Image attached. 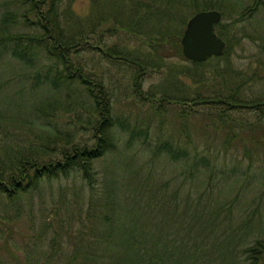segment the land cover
I'll list each match as a JSON object with an SVG mask.
<instances>
[{"label": "trees", "instance_id": "trees-1", "mask_svg": "<svg viewBox=\"0 0 264 264\" xmlns=\"http://www.w3.org/2000/svg\"><path fill=\"white\" fill-rule=\"evenodd\" d=\"M73 1L11 0L13 7L0 13V58L29 69L19 73L21 83L29 84L15 96L25 100L28 94L32 106L27 111V105L5 103L12 105L9 112L0 98V189L8 197H0V217L7 212L18 218L27 210L25 196L34 201L46 180L72 171L89 185L88 195L75 188V198L67 194L53 202L52 194L44 202L54 204L45 206L54 217L62 211L71 219L70 230L62 232L50 218L51 254L67 264H264V200L241 198L253 184L264 191V173L257 179V172L245 174L237 166L239 155L264 158V108L258 107L264 99L253 98L251 120L239 108L246 101L241 88L255 73L244 76L223 53L187 64L170 60L185 57V18L176 12L197 5L194 0H90L94 16L74 14ZM220 2L202 0L201 6L222 8ZM107 3L120 8L110 10ZM263 4H244L235 22L250 19ZM107 23L112 32L141 38L103 48L95 33L102 35ZM226 24H216L226 41L223 52L230 49ZM89 49L97 51L95 62L88 60ZM223 55L226 62L213 61L214 75H207V62ZM112 67L129 75L120 81L122 90ZM153 75L157 80L143 88ZM50 91L63 92V98ZM56 108L64 118L52 124L50 110ZM106 153L104 169L97 170L93 160ZM116 167L124 180L118 181ZM8 230L0 234L5 243Z\"/></svg>", "mask_w": 264, "mask_h": 264}, {"label": "rangeland", "instance_id": "rangeland-1", "mask_svg": "<svg viewBox=\"0 0 264 264\" xmlns=\"http://www.w3.org/2000/svg\"><path fill=\"white\" fill-rule=\"evenodd\" d=\"M11 0H0V13L5 10L6 8H12L13 5L10 3ZM197 5L194 4H188L181 6L180 9L176 13L182 14V16L185 18V22L183 25V28L185 26L186 20L189 18L190 15H192L195 11L198 9H202V0H194ZM219 1V0H214ZM222 2L218 3L222 8H218L216 4L214 5H207V8H217L221 11V18L220 22H227L226 25L223 26L224 31H228L230 35V49L229 51L223 52L224 55H228L229 60H231L232 66L236 70H241L244 73V76L251 75L253 73V80L247 81L246 85L243 84L241 88V95L242 100L246 101H240L241 105H239V108L241 111H243L244 119L251 120V116H249L250 110L253 106L254 101L257 99L253 98H260L264 99V38L260 39L257 37L256 28L263 32L264 35V6L260 5L257 10L254 11L252 17L250 19L241 20V17H238V21L235 22L234 16L236 17V13L239 12L244 4H251L253 3V0H220ZM208 3V2H207ZM264 5V4H263ZM107 7L110 10H118L120 7L115 3H107ZM100 8L104 9L105 7L102 5ZM72 10L74 14H85L88 16H94L95 11L92 9V3L90 0H74L72 2ZM237 18V17H236ZM232 21V23H231ZM231 23V24H229ZM222 24V23H221ZM105 27L103 31L98 33V35L95 33V39L98 43L101 44L103 48H108L110 46H117L120 44H123L124 39L128 41H138V37L132 36L130 34H126L122 29H118L115 32H112V30H109L112 28L111 23L104 24ZM226 28V29H225ZM94 38V37H93ZM226 42V41H225ZM260 44L261 50H260ZM226 47V44H225ZM113 47H110V50H112ZM225 49V48H224ZM261 51V52H260ZM221 56L219 59L214 60L211 59L207 62L205 65V73L208 75L213 76L214 73L212 72L213 61H218L219 66L223 65L227 58L225 56ZM88 60L94 61L98 58L97 51L88 50L87 53ZM216 56V55H211ZM225 57V58H224ZM209 58V57H208ZM170 60L176 63L180 64H187L189 63V60L187 58H179L177 56H171ZM95 62V61H94ZM259 63L261 64V70L259 68H254L255 64ZM95 64V68L98 69V66ZM228 64V61H227ZM211 68V69H210ZM219 70V68L217 67ZM25 67L21 66L20 64H16L15 60L11 57H4L0 58V88L3 89L5 94H0L1 102L6 107L9 108V112H11L12 105H5V103L8 104H18L25 107L27 105V111H30L32 109L31 106V99H29V95L27 94V98L25 100H21L24 98L22 95L15 96L17 90L21 89L22 87H25L29 83H21L19 80V73L20 72H27ZM215 70V69H214ZM213 70V71H214ZM112 75L115 76L114 79L118 82V85L120 89L122 90L123 84L121 82L126 83L129 81V75L126 72V70L123 68L121 71H115V68H111ZM111 74V73H110ZM157 75H153L150 78L144 79L142 83V87L146 88L151 84L152 82H155L157 80ZM110 81V78L107 79ZM186 80V79H185ZM121 81V82H120ZM50 93L55 94L56 98H63V92L61 91H50ZM8 94V95H7ZM49 93H44V96ZM12 96V97H4ZM37 103V101H35ZM147 104H145L146 106ZM144 106V107H145ZM258 107L264 108V103L259 105ZM58 108L50 110V116L49 120L51 123H55L57 120H59L61 123L63 122V116L62 118L58 116ZM27 111L22 112L23 115L28 114ZM60 116L62 115L59 113ZM200 114H195L194 122L199 119ZM33 117V116H32ZM27 117V118H32ZM4 121H7L5 117H2ZM22 118V117H21ZM62 119V120H61ZM263 119H264V113H263ZM18 125H22L20 122H16ZM264 128V125H263ZM264 133V129H263ZM92 142L88 143V146H90ZM53 145L60 147L62 145L61 142H55ZM109 153H106L105 155L95 158L91 160V163L93 164L94 168L97 170H103L104 164L108 160ZM232 156L229 158L231 162L236 161L235 157L232 153H230ZM140 156H143V152L140 154ZM240 161H238V167L240 169H246L245 174L249 173H255L257 172L259 175H257V179H261L262 176H260L262 173H264V158L260 160H255V158H244L241 155H239ZM236 164V163H235ZM165 165V163H160L159 167H162ZM170 166L166 168V176H171ZM123 173V169L120 167L115 168V176H117L118 181L124 180V178L121 176ZM81 176L79 173H75L70 171L68 174L61 175L58 174L54 177V179L46 180V183H43L42 189L35 194L34 198H32L34 201L30 200L29 197L25 196L22 205H25L27 210L25 212H22L18 218H15L13 214H9L7 212H3L4 215H8L7 218L0 217V234L1 236H4L8 230V241L7 243L4 242L5 238L0 239V259L4 262L0 261V264H67L68 260L65 258V260L62 257H59L57 255V252L54 254H51V246H50V238L52 236V230L51 228V222L52 220L55 223H58L59 230H62V232L69 227H66V224H68L69 219L65 214L60 213V215H57L54 217L53 210H49L48 208L45 209V206L51 207L54 204L53 203H45L47 200L51 199L53 194V202L54 200H58V198H64L67 194L70 196V198H75L77 194H74L75 188L83 189V195L87 196L89 193V185L85 182H80ZM100 179L98 181H94L95 187H99ZM239 181H236V184L238 186ZM37 191V190H36ZM35 191V192H36ZM34 192V193H35ZM0 197L1 198H8L7 197V191H2L0 189ZM40 198L42 201V204L44 206L43 212H40V208L37 210V202ZM241 198H262L264 200V191L259 193L257 191L256 185H252V187H249L246 191L245 195H243ZM37 199V200H36ZM33 202L32 205H30V202ZM101 201V200H100ZM99 201V202H100ZM118 202L120 204H123V198H119ZM31 206V207H30ZM36 208V209H35ZM65 211V210H64ZM66 212V211H65ZM53 214V216H52ZM69 215V213H67ZM46 217L49 219V222L46 224L42 221V217ZM262 219H264V206L262 207ZM54 217V219H52ZM52 220H51V219ZM47 226V230L43 233L42 229L45 228L44 224ZM76 224V222H74ZM70 230V229H69ZM43 233V234H42ZM4 242V243H3ZM61 246H65L64 244H60ZM117 245V244H116ZM66 246H70L66 245ZM70 248V247H69ZM58 250L60 247L57 248Z\"/></svg>", "mask_w": 264, "mask_h": 264}, {"label": "water", "instance_id": "water-1", "mask_svg": "<svg viewBox=\"0 0 264 264\" xmlns=\"http://www.w3.org/2000/svg\"><path fill=\"white\" fill-rule=\"evenodd\" d=\"M220 18L217 8L199 9L189 16L180 36L181 51L187 59L201 61L222 54L226 42L216 32Z\"/></svg>", "mask_w": 264, "mask_h": 264}]
</instances>
